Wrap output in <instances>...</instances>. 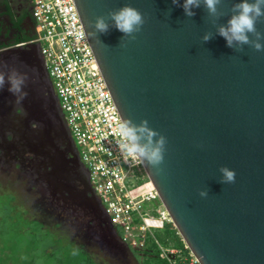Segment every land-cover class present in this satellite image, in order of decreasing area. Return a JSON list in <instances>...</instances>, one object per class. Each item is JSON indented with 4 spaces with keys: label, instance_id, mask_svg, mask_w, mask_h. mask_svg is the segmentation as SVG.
I'll list each match as a JSON object with an SVG mask.
<instances>
[{
    "label": "water",
    "instance_id": "1",
    "mask_svg": "<svg viewBox=\"0 0 264 264\" xmlns=\"http://www.w3.org/2000/svg\"><path fill=\"white\" fill-rule=\"evenodd\" d=\"M73 2L121 121H147L153 144L166 138L159 171L142 166L187 248L199 264H264V51L228 47L218 34L241 0H221L215 16L201 0L192 17L183 0ZM125 5L145 20L135 39L108 15ZM256 28L264 35V17ZM0 77V162L18 163L51 201L88 217L102 248L131 254L94 194L39 45L1 52ZM221 167L234 183L220 182Z\"/></svg>",
    "mask_w": 264,
    "mask_h": 264
},
{
    "label": "built area",
    "instance_id": "2",
    "mask_svg": "<svg viewBox=\"0 0 264 264\" xmlns=\"http://www.w3.org/2000/svg\"><path fill=\"white\" fill-rule=\"evenodd\" d=\"M35 37L61 111L77 148L79 159L89 173L94 194L100 200L121 241L141 247L152 228L173 222L161 202L152 207L158 193L147 178L142 163L126 159L123 142L115 135L121 118L114 106L73 0H30ZM147 177V176H146ZM156 212V215L151 213ZM175 228V227H174ZM186 249L187 246L184 243ZM169 264H199L188 249L160 247Z\"/></svg>",
    "mask_w": 264,
    "mask_h": 264
},
{
    "label": "clouds",
    "instance_id": "3",
    "mask_svg": "<svg viewBox=\"0 0 264 264\" xmlns=\"http://www.w3.org/2000/svg\"><path fill=\"white\" fill-rule=\"evenodd\" d=\"M173 5L178 4V0H171ZM221 0H203L209 15L215 16L217 14V6ZM201 5V0H183L180 5L186 16L192 17L195 13L193 8H198ZM233 15L227 26H221L218 29V34L222 36L228 47H232L235 42L238 45H250L256 51H264V44L260 41L264 40V35L257 31L256 24L264 17V0H253L249 3L248 0H241L240 3L235 4ZM109 17L114 22L115 28L124 34V37L135 39L134 34L139 32L145 23L144 17L139 10L131 6L124 7L109 12ZM94 27L100 32H106L108 25L105 23L103 17H96ZM248 33H253L255 40H249ZM86 33L81 31L79 37L84 39ZM210 35L206 34L203 40L207 42ZM3 84V78L0 77V85ZM139 133V134H138ZM146 134L147 143L140 144L141 136ZM115 135L122 139L120 148L124 153L126 159L130 158L138 163L147 162L148 165L159 171V165L163 162L164 146L166 138L159 136L153 144L152 138L158 134L147 128V121H142L140 126H131L129 121H123L118 124L115 130ZM219 172L222 174L221 183L230 184L235 182L236 173L228 167H221ZM201 197H206V191H200Z\"/></svg>",
    "mask_w": 264,
    "mask_h": 264
},
{
    "label": "flooded vegetation",
    "instance_id": "4",
    "mask_svg": "<svg viewBox=\"0 0 264 264\" xmlns=\"http://www.w3.org/2000/svg\"><path fill=\"white\" fill-rule=\"evenodd\" d=\"M35 21L32 16V4L30 0H0V53L8 49L23 47L35 37ZM3 171L16 170L17 175L26 177L18 163L6 164L0 162ZM28 191L36 193L37 199L33 208L37 209V219L46 224H55L56 228L65 227L69 239L75 243L83 244L84 247L101 259L120 264H131L127 257L118 254L111 259L112 253L102 248L92 230L87 227L88 217L83 216L79 210L72 211L59 203L51 201L40 187L28 183ZM50 224V225H51ZM111 257V258H110Z\"/></svg>",
    "mask_w": 264,
    "mask_h": 264
},
{
    "label": "rangeland",
    "instance_id": "5",
    "mask_svg": "<svg viewBox=\"0 0 264 264\" xmlns=\"http://www.w3.org/2000/svg\"><path fill=\"white\" fill-rule=\"evenodd\" d=\"M0 179L4 183L3 189L16 191L18 196L25 192L28 196L27 207L31 209L28 215L30 217L39 216L37 209L33 208L38 195L33 191L29 192L28 185L22 184L27 183V177L17 175L16 170L3 171L0 169ZM28 220L20 219L21 224L18 226H11L8 220L1 222L0 264H87L90 259L88 253L70 247V243L64 237L68 236L65 227L54 228L53 230L57 233L55 235L63 237L53 239V232L45 237L43 231L37 225L30 224ZM52 225L55 224L52 223ZM22 226H27L31 230H23Z\"/></svg>",
    "mask_w": 264,
    "mask_h": 264
},
{
    "label": "trees",
    "instance_id": "6",
    "mask_svg": "<svg viewBox=\"0 0 264 264\" xmlns=\"http://www.w3.org/2000/svg\"><path fill=\"white\" fill-rule=\"evenodd\" d=\"M146 179V176L144 177V179L140 178L137 180V183H141ZM3 184L4 183L0 179V224L1 222H5L8 220V222L10 221L9 223L11 226H18L21 224L20 219H29V223L37 225L38 228L43 231V235L45 237H47V234H51L52 232L54 233H52L53 239H56L57 237H63L55 235L56 231L53 230L54 228H56L55 225L51 226L42 221H39L36 215H33L32 217L28 215L31 209L27 207L26 203L28 200V196L25 192H23V194L21 195L22 197L18 196L16 191L3 189ZM22 184L27 185V183L24 182ZM157 204H159V200H156L154 203H152V207L155 208ZM20 208H22L23 210H20ZM151 213L153 215H156V212L154 210H151ZM22 228L23 230H31V228L27 226H22ZM116 232L119 235L118 229L116 230ZM64 237L70 243V247L72 249L77 248L82 252L88 253L90 259L87 261V264L102 263V261L98 263L95 262V260H93V258L89 255V252L83 244H78L70 241L68 236ZM128 247L132 256L136 259L137 264H169V261L165 257L160 256V247L179 249L182 255L188 252V249L184 247V242L177 230L171 224L167 223L162 227L152 228L150 232H147L144 235L143 245L141 247H131L129 245Z\"/></svg>",
    "mask_w": 264,
    "mask_h": 264
},
{
    "label": "crops",
    "instance_id": "7",
    "mask_svg": "<svg viewBox=\"0 0 264 264\" xmlns=\"http://www.w3.org/2000/svg\"><path fill=\"white\" fill-rule=\"evenodd\" d=\"M70 241H73V240L70 239ZM78 244H80V243H78ZM87 251L89 252V255L93 258V260H95V262H97V263L100 262V261H102L101 264H120V263H117L114 260H112V262L106 261V260H102L101 257H99L98 255H96L95 252H92V251H89V250H87ZM115 256H118V255L112 254L111 255L112 258L111 257L110 258L111 259H115ZM125 257H127V259L131 261V264H137L136 259L130 253H128Z\"/></svg>",
    "mask_w": 264,
    "mask_h": 264
}]
</instances>
